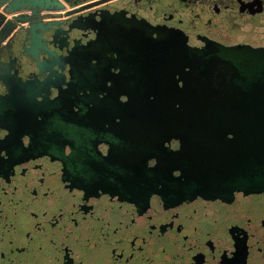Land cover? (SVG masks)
Wrapping results in <instances>:
<instances>
[{"label": "flooded vegetation", "instance_id": "af4514ba", "mask_svg": "<svg viewBox=\"0 0 264 264\" xmlns=\"http://www.w3.org/2000/svg\"><path fill=\"white\" fill-rule=\"evenodd\" d=\"M102 9L193 47H264V0H68L41 13L69 35L55 59L31 58L17 30L3 54L10 89L0 81V264H264V192L181 198L179 139L132 108L122 119L120 92L49 87L118 79L105 48L85 47L97 30L77 26Z\"/></svg>", "mask_w": 264, "mask_h": 264}, {"label": "water", "instance_id": "95a60500", "mask_svg": "<svg viewBox=\"0 0 264 264\" xmlns=\"http://www.w3.org/2000/svg\"><path fill=\"white\" fill-rule=\"evenodd\" d=\"M66 2L0 0V81L7 88L3 69L7 75L15 74L3 60L7 39L22 28L31 58L55 59L57 50L68 47L69 35L43 22L41 13L60 11ZM23 9L29 13H20ZM107 13L102 9L93 22L85 19L77 26L97 30L85 47L105 48L107 59L120 67L118 79L83 85L72 74L64 82L66 88L55 79L49 87L58 92H120L127 96L121 102L122 119L126 107L132 108L133 121L155 123L166 137L179 139L181 198L228 200L238 191L264 192V47L213 41L193 47L182 32L133 19L113 24L119 17ZM23 22L26 26L21 27ZM131 72L136 75L128 77ZM62 98L59 95L52 103L60 104Z\"/></svg>", "mask_w": 264, "mask_h": 264}]
</instances>
